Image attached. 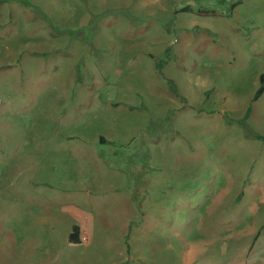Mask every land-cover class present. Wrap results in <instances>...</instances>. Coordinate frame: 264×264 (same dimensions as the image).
I'll list each match as a JSON object with an SVG mask.
<instances>
[{
    "label": "rangeland",
    "instance_id": "1",
    "mask_svg": "<svg viewBox=\"0 0 264 264\" xmlns=\"http://www.w3.org/2000/svg\"><path fill=\"white\" fill-rule=\"evenodd\" d=\"M14 1L0 4L1 127L29 137L23 148L31 143L38 150L51 133L69 138L77 131L89 148L82 149L76 174L67 166L50 174L44 167L37 174L12 169L13 187H0V244L8 240L4 234L14 235L13 251L0 252L2 264H144L137 262L139 252L125 247V239L132 246L137 237H124L123 213L117 229H106V220L112 226L115 218L111 194L89 198L103 230L92 235L83 216L76 245L66 242L74 222L66 217L18 237L29 201L9 200L18 191L28 199L41 194L55 200L57 212L59 203L73 200L58 188L61 178L76 176L83 202L90 187L105 190L128 180V172L130 182L145 187L147 230L153 229L148 215L158 178L167 184L174 179V192L184 198L177 232L187 236L191 230L195 238H186L207 245L204 264H264V142L246 138L264 136V96L251 104L256 79L264 74V0ZM185 7L189 11L181 12ZM155 60L163 64L161 75ZM46 149L42 154L50 155ZM126 149L134 167L120 172L114 165L125 164ZM117 156L125 160L114 162ZM27 174L31 182L33 176L48 179L56 188L29 190L19 180ZM139 198L123 209L137 214ZM148 241L169 243L163 234L151 233Z\"/></svg>",
    "mask_w": 264,
    "mask_h": 264
},
{
    "label": "crops",
    "instance_id": "2",
    "mask_svg": "<svg viewBox=\"0 0 264 264\" xmlns=\"http://www.w3.org/2000/svg\"><path fill=\"white\" fill-rule=\"evenodd\" d=\"M10 0H1V3H5ZM14 1V0H12ZM15 2V1H14ZM18 5L24 9H29V4L23 5L22 1L18 2ZM238 6V5H237ZM237 6L234 7V10L237 8ZM263 73H261L258 76V79H256L255 84V91L259 87L260 83V76ZM264 94V93H263ZM259 99L262 98V96ZM253 97V96H252ZM2 98H0L1 100ZM252 99V98H251ZM253 102H251L252 104ZM251 107V106H250ZM2 113V112H1ZM10 118L11 114H15L14 110H10L9 112ZM245 114V113H244ZM49 118V117H48ZM50 122V119H49ZM1 127V122H0ZM8 130H10V127H1L0 129V187L1 185H6V187L11 188L13 187L14 179L13 177L9 176L10 173H12V169L16 166L19 167L18 169L20 172H26L29 174L40 173L38 172L41 167H44V171L47 174L53 173L54 171H58L59 166H67L68 167V173L76 174V172H79L80 169H78L80 164V159H82L83 154H81L83 148H89V145L87 143L83 142V138L79 136L81 132H74V136H70L69 138H66V136H63L60 132L51 133L48 135L47 138L44 140H40V135L36 133V135L39 137L40 145L39 149L36 150V146L34 144L29 143V149L23 148V146L27 143L26 141H29V137L24 136L23 138H17V133H10ZM29 130V128H28ZM55 142V143H52ZM43 147H46L47 151L50 153V155L42 154ZM101 147V145H100ZM98 152L104 151L103 148L96 149ZM127 154H121L122 156L126 155V162L124 165H121L120 163H116L114 165L115 170L122 172H126L125 165H129L130 168L134 167L131 166L130 162V154L128 153L129 150H124ZM115 151H113L112 154H114ZM124 153V152H123ZM59 158V162L55 163L54 157ZM22 157H26L27 160L22 159ZM44 157H47L46 160L43 159ZM114 162H117L119 160H125V158L117 156L114 160ZM44 161V162H43ZM46 161V163H45ZM42 165V166H41ZM64 168V167H62ZM129 168V169H130ZM66 171V168L64 169ZM161 174L164 172V169L162 171L160 170ZM29 174L25 176H20L19 180L27 182L30 189H35L40 184L44 186L45 188H50L53 186L56 188L55 185H51L48 179H40V178H34L32 182L29 181ZM128 180L123 181H113L112 183H108L105 187V190L102 189V186L97 184L96 186L90 187V192L88 194H84L86 197V201L82 200V186L76 182V176H68L67 179L61 178L59 181V187L62 189V192H66L67 194H64V196H68L69 198L73 197V200L69 203H59L58 206L59 209L57 212L55 211V206L57 203H55L54 199L45 198L44 196H41V194L35 195L34 198L30 197L29 199L25 197V194L22 193V191L13 192V194L9 197V200L18 199L22 202L29 201V219L25 220V224L22 226L20 233L18 234V237L21 235V232L23 233L24 229L31 230L33 227H40L47 229L51 227L53 224H57L58 221L61 218L66 217L68 221L73 220L74 222L71 223L70 230L67 234L68 236L71 232V229L74 225H77L81 230V224H83V216L86 217L89 223V230H91V234H95V232H98L103 230L102 225V218L99 217L98 210L94 211L93 204L89 203V198H106L111 194L113 197V200L116 203V208H114V215L115 218L113 220L112 226L110 225V222L108 220L107 223L109 225H106V229L109 231H113L112 229H117V221L121 220L120 217L123 213V219L127 221L126 232L123 233L124 237H137L136 239H133V243H137V245H128L125 239V247L128 249L131 247L132 251L139 252L138 255V263H144V264H161L162 261H169L172 262H178L180 261V264H188L192 261H200L198 264H204L206 260H201L203 258V255L206 252V247L200 238L198 239H189L188 237H194V232L189 230V232H186L187 236H183L179 234L177 225H175L176 217L179 211V203L178 201H182L184 198H178L177 192H174L173 185H175L174 179L169 181V184H167L165 181L162 183L160 179L158 178L159 185L156 187L157 192L155 193V197L153 198V215L149 214L148 219L153 221V229L147 230L146 220L147 217L145 215L146 210V201H145V187H140L139 184H134V182H130V175L129 172L127 174ZM68 180V181H67ZM65 182L64 185H61V183ZM72 181V182H69ZM156 181V182H158ZM31 182V183H29ZM163 184L164 186L161 187L160 185ZM40 185V186H41ZM169 185V187H168ZM260 188H264L263 186H260ZM27 190V191H29ZM137 195H141L138 199L137 203V214L131 213L130 209H127L126 211L123 209V204L130 205L131 198ZM103 202V200H101ZM98 202V201H97ZM96 202V204H98ZM126 202V203H124ZM255 205L258 204V201H254ZM81 205H85V210L83 211V208ZM114 206V204L112 203ZM88 207V208H87ZM115 207V206H114ZM89 210V211H87ZM186 210V209H184ZM183 210V211H184ZM188 210V209H187ZM193 208H190V211H193ZM252 210V209H250ZM124 211V212H123ZM89 212V213H88ZM98 213V214H97ZM105 214V213H103ZM102 214V215H103ZM107 219V218H105ZM202 220V217L199 218V221ZM183 221H186L185 223H188L189 220L185 219ZM160 223H164V225L159 226ZM173 224V225H172ZM122 226V225H121ZM130 226L133 229L130 231ZM147 231H149L147 233ZM6 233V231H5ZM154 235V237L158 238L160 235H165L169 243L164 245H158L157 243L152 244L151 241L149 242V236ZM197 233V232H196ZM148 234V236H147ZM80 235V234H79ZM114 235V234H113ZM258 235V233H257ZM256 235V237H257ZM6 237L8 240L5 242L1 241L0 247H7L9 246V249L3 248V251L0 250V252H10L13 251L11 238L14 237L12 234L9 236V234H4L3 237ZM147 236V237H146ZM183 236V237H181ZM139 237H142V240H138ZM186 238V239H185ZM68 242V240H66ZM174 242V243H173ZM69 243V242H68ZM71 245H76L69 243ZM15 250L18 251V244L17 241L14 240ZM142 253V255L140 254ZM144 253V254H143ZM151 253H153V256H151ZM179 254V257H178ZM130 259L133 258L132 255L129 257ZM113 261L110 263L112 264ZM0 264L2 262L0 261ZM12 264V263H11ZM29 264V263H28ZM30 264H36V262H30ZM209 264V263H208Z\"/></svg>",
    "mask_w": 264,
    "mask_h": 264
},
{
    "label": "trees",
    "instance_id": "3",
    "mask_svg": "<svg viewBox=\"0 0 264 264\" xmlns=\"http://www.w3.org/2000/svg\"><path fill=\"white\" fill-rule=\"evenodd\" d=\"M236 3H238V2H236ZM25 5H27V4H25ZM233 5H235V4H233ZM180 11H181V12H188V11H189V8L185 7V8H183V9H181ZM198 13H199V14H202V15H207V13H200V12H198ZM165 52H167V49H166ZM162 65H163V64H161L160 60H159V61L155 60V62H154V66H155V69L157 70V72H158L160 75L162 74ZM168 83H169V82H168ZM170 84H172L171 81H170ZM172 90H173V89H172ZM173 93H174L175 96L177 95L175 90H173ZM263 93H264V74H262V75L260 76L259 87H258L257 90L255 91V93H254V95H253V97H252V99H251V102H255V101H257V100L261 97V95H262ZM207 95H208V93L205 94V97H207ZM205 99H206V98H205ZM197 111H198V112H201L202 110L199 109V110H197ZM249 112H250V106L247 107V109H246V111H245V114H244V118H243V120L247 119V117H248V115H249ZM243 123H244V122H242V120H241V121H240V124L243 125ZM227 124H228V122H227ZM246 138H248V139L253 138V139H256V140H259V141L264 142V136H260V135H258V134L246 135ZM79 234H80V228H79L77 225H74V226L72 227V229H71V232H70L69 236H68V239H67L68 242H69V243H72V244H79V242H80Z\"/></svg>",
    "mask_w": 264,
    "mask_h": 264
}]
</instances>
